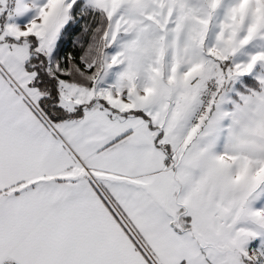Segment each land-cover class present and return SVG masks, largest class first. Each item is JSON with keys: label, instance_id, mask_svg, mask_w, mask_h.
Returning a JSON list of instances; mask_svg holds the SVG:
<instances>
[{"label": "snow or ice", "instance_id": "1", "mask_svg": "<svg viewBox=\"0 0 264 264\" xmlns=\"http://www.w3.org/2000/svg\"><path fill=\"white\" fill-rule=\"evenodd\" d=\"M0 264H264V0H0Z\"/></svg>", "mask_w": 264, "mask_h": 264}]
</instances>
